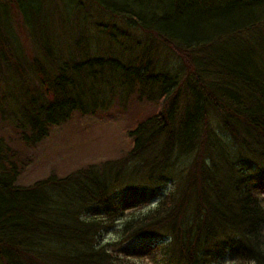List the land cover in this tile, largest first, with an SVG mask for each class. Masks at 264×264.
<instances>
[{"label":"trees","instance_id":"trees-1","mask_svg":"<svg viewBox=\"0 0 264 264\" xmlns=\"http://www.w3.org/2000/svg\"><path fill=\"white\" fill-rule=\"evenodd\" d=\"M66 3L87 25L64 52ZM263 50L264 0H0V76L20 86L15 107L0 90V264H264ZM126 92L151 111L121 158L17 184L11 142Z\"/></svg>","mask_w":264,"mask_h":264},{"label":"rangeland","instance_id":"rangeland-1","mask_svg":"<svg viewBox=\"0 0 264 264\" xmlns=\"http://www.w3.org/2000/svg\"><path fill=\"white\" fill-rule=\"evenodd\" d=\"M61 9L71 14L69 3L63 4ZM256 12H260V9L257 8ZM87 21L90 24L96 22L94 18ZM49 24L54 32L56 31L60 36L59 44L65 52L73 46L74 36L69 35V28L72 26L74 28L81 27L87 25V22H85L83 16L74 17L71 14V17L67 18L65 22L54 15L51 17ZM62 25L65 27L64 29H61ZM16 46L18 49L22 47L19 39ZM259 53L264 55V50L259 51ZM19 88L17 80L11 77L10 73L0 76V90L8 96H12L10 104L13 107L17 105L14 94ZM93 95H95V90H92L91 96ZM146 111L149 113L151 107L130 98L126 92L121 97V102H119V97H112L108 109L96 110V113H89L82 118L76 117L71 123L54 128L47 139L39 143L34 149H25L21 145L11 142V146L21 150L28 161V165L19 177L17 184L32 185L52 174L64 177L90 165L99 167L109 161L118 160L122 157L123 150L131 145L127 135L135 118ZM156 205L157 202L151 206L127 210L125 218L132 214L146 213ZM106 238L107 240H116V235L113 232ZM140 243H145V241L141 238L136 239L130 243V246H138L137 244ZM131 254V258L136 259L140 264H155L148 255L136 256L139 254L134 255L132 252ZM233 262V258L227 256L221 260L220 264H233Z\"/></svg>","mask_w":264,"mask_h":264}]
</instances>
